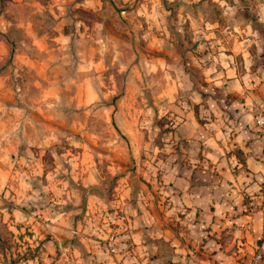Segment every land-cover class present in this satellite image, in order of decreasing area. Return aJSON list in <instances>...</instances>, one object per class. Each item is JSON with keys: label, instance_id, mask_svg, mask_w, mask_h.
Returning <instances> with one entry per match:
<instances>
[{"label": "rangeland", "instance_id": "374dc122", "mask_svg": "<svg viewBox=\"0 0 264 264\" xmlns=\"http://www.w3.org/2000/svg\"><path fill=\"white\" fill-rule=\"evenodd\" d=\"M263 78L264 0H0V264L116 259L123 202L198 163L189 113L264 135Z\"/></svg>", "mask_w": 264, "mask_h": 264}, {"label": "crops", "instance_id": "0c3cea01", "mask_svg": "<svg viewBox=\"0 0 264 264\" xmlns=\"http://www.w3.org/2000/svg\"><path fill=\"white\" fill-rule=\"evenodd\" d=\"M256 84L264 94V78ZM226 86L242 87L238 78ZM176 133L198 141V163L175 164L163 175L164 190L136 205L123 202L133 214L123 225V252L115 259L86 236L89 258L97 264H248L260 253L254 264H264V135L247 115L228 131L201 126L191 113Z\"/></svg>", "mask_w": 264, "mask_h": 264}, {"label": "built area", "instance_id": "2783aa9c", "mask_svg": "<svg viewBox=\"0 0 264 264\" xmlns=\"http://www.w3.org/2000/svg\"><path fill=\"white\" fill-rule=\"evenodd\" d=\"M256 123L260 126V127H262V128H264V115H258L257 116V118H256ZM261 254L260 253H258L252 260H251V262H249L248 264H254L261 256H260Z\"/></svg>", "mask_w": 264, "mask_h": 264}, {"label": "clouds", "instance_id": "9594fccd", "mask_svg": "<svg viewBox=\"0 0 264 264\" xmlns=\"http://www.w3.org/2000/svg\"><path fill=\"white\" fill-rule=\"evenodd\" d=\"M229 11L231 12V11H232V9H229Z\"/></svg>", "mask_w": 264, "mask_h": 264}]
</instances>
